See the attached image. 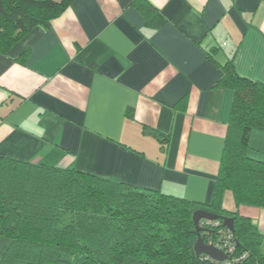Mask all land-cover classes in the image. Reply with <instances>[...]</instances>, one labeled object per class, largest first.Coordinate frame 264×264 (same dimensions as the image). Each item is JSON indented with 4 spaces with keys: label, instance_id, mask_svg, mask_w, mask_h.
<instances>
[{
    "label": "crops",
    "instance_id": "crops-1",
    "mask_svg": "<svg viewBox=\"0 0 264 264\" xmlns=\"http://www.w3.org/2000/svg\"><path fill=\"white\" fill-rule=\"evenodd\" d=\"M131 1L72 0L0 51V152L207 201L233 94L221 64L264 82V0H148L155 27ZM239 212L264 235V207Z\"/></svg>",
    "mask_w": 264,
    "mask_h": 264
},
{
    "label": "trees",
    "instance_id": "trees-1",
    "mask_svg": "<svg viewBox=\"0 0 264 264\" xmlns=\"http://www.w3.org/2000/svg\"><path fill=\"white\" fill-rule=\"evenodd\" d=\"M71 1L0 0V51L32 26H49ZM131 4L146 26L157 25L151 2ZM221 66L217 82L233 94L209 200L0 152V235L7 238L0 264H216L191 249L192 212L199 204L222 214L226 192L234 204L233 228L221 218L202 225L207 222L200 218L201 236L220 229L233 245L231 264H264V235L239 212L240 205L264 207V154H249L250 131L264 132V82L239 74L232 57Z\"/></svg>",
    "mask_w": 264,
    "mask_h": 264
},
{
    "label": "water",
    "instance_id": "water-1",
    "mask_svg": "<svg viewBox=\"0 0 264 264\" xmlns=\"http://www.w3.org/2000/svg\"><path fill=\"white\" fill-rule=\"evenodd\" d=\"M200 218L211 219V220L221 218L223 223L227 227L232 229L234 217L232 215L219 214L203 207L195 208L192 212V219L195 229V239L191 247L193 249L194 255L199 256L201 254H206L211 259L223 260L226 255L223 252V250H221L220 248L216 247L211 243H206L203 237L201 236L200 234L201 227L198 225V221Z\"/></svg>",
    "mask_w": 264,
    "mask_h": 264
},
{
    "label": "built area",
    "instance_id": "built-area-1",
    "mask_svg": "<svg viewBox=\"0 0 264 264\" xmlns=\"http://www.w3.org/2000/svg\"><path fill=\"white\" fill-rule=\"evenodd\" d=\"M204 219L207 223H202V225H206L208 224L209 221L215 220V219H205V218H201ZM221 231L220 229H218V233H216L214 236L212 237H207L206 240H204L206 243H211L213 245H215L216 247L220 248L221 250H223V252L226 254L225 258L223 260H214L211 259L209 256H207L206 254H201L199 255L201 258H207L210 260H213L216 262V264H231L233 260L232 257V252H233V245L231 244V242L227 239H223L222 233L219 232ZM226 234H228V231L226 232ZM229 257L231 259H229Z\"/></svg>",
    "mask_w": 264,
    "mask_h": 264
},
{
    "label": "rangeland",
    "instance_id": "rangeland-1",
    "mask_svg": "<svg viewBox=\"0 0 264 264\" xmlns=\"http://www.w3.org/2000/svg\"><path fill=\"white\" fill-rule=\"evenodd\" d=\"M256 130L257 129L252 130L253 133L251 134V138L249 141V144L251 146V149L249 150V154L256 155V156H263V154H264V136H261L260 134H264V133H262L263 131H259V130L256 131ZM254 132H259V134L257 135ZM194 239H195V236H191V238H190L191 244H193Z\"/></svg>",
    "mask_w": 264,
    "mask_h": 264
},
{
    "label": "flooded vegetation",
    "instance_id": "flooded-vegetation-1",
    "mask_svg": "<svg viewBox=\"0 0 264 264\" xmlns=\"http://www.w3.org/2000/svg\"><path fill=\"white\" fill-rule=\"evenodd\" d=\"M218 219V218H217Z\"/></svg>",
    "mask_w": 264,
    "mask_h": 264
}]
</instances>
